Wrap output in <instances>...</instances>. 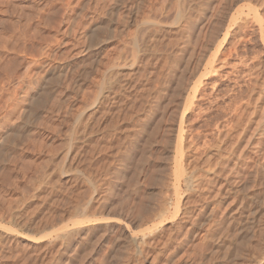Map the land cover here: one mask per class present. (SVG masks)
<instances>
[{"label": "rangeland", "instance_id": "1", "mask_svg": "<svg viewBox=\"0 0 264 264\" xmlns=\"http://www.w3.org/2000/svg\"><path fill=\"white\" fill-rule=\"evenodd\" d=\"M66 1L0 0V45H3L0 47V81L3 84L6 77L11 76L15 78L13 82H16L12 83L15 87L10 85L6 87L7 90L2 91L0 87V264H264V0H93L89 9L85 6L86 0H81L83 2L75 1L71 11L64 9ZM84 6L86 8L83 10ZM72 22L78 24L75 33L72 31ZM84 31L86 39L82 37ZM107 34L108 37L105 36ZM53 38L57 40L53 42ZM28 39L30 42L32 40L30 44ZM15 40L17 43L13 44ZM24 40L26 45L23 44ZM79 41H85L82 43L84 47H80ZM49 42L52 43L51 46L48 45ZM63 42L68 43L66 45ZM74 44L76 46H72ZM37 46L45 47L42 49L45 51L48 48L49 52L60 50L57 57L61 61L57 58L52 65L54 68L51 67L49 72L43 74L45 82L42 80V85L33 83L28 89L26 101H22L20 91L28 81L24 84V80L28 74L32 76L24 69L28 70L30 56L38 54ZM19 47L21 49H17ZM23 48L29 52L26 50V54L20 53ZM78 49L84 50V55L88 50H94L93 55L96 57L93 56L91 61L86 57L84 60L80 59L82 54H78ZM13 50L15 51L12 52ZM69 56H72L71 59ZM100 56L103 60L96 67L93 62ZM21 59L24 60L22 64ZM67 63L71 64V68L69 67L66 83H62V87L58 86L59 90L56 87L59 81L56 67ZM5 71L9 73L6 74ZM23 75L26 76L25 79ZM17 76H23V80L16 79ZM91 96L95 98L94 101ZM46 97L48 102L44 100ZM52 98L55 99L52 101ZM45 107L50 110L46 115ZM17 114L20 119L16 117ZM19 114H23V117ZM38 124L40 126L37 131L30 132ZM29 132L30 135H27ZM165 140L169 141L166 143ZM191 161L197 163L192 162L193 167L189 166ZM191 167L194 180L202 174L199 180L206 185H201L204 188L201 187L203 192L200 195L205 198L209 193L210 196L213 194L209 202L206 201L210 206L202 208L200 204L194 205L199 193L188 182L191 179L186 173H189L188 168L191 170ZM194 171H199L197 176ZM213 172L215 176L216 173L219 175L214 177ZM212 181L216 182L215 185ZM227 186L229 190L226 189ZM167 199L170 200L166 203ZM204 202L205 200L201 203ZM249 202L253 204L250 209H263L256 218L259 225L254 219L251 229L245 228V231L242 228L246 226L243 219L246 209L243 208ZM186 208L188 212L191 211L187 216L190 221L187 219L186 227L180 233L171 232V243L162 249L158 244V237L161 235L163 239L165 232L166 237L169 235L173 228L171 224L183 217L182 213L187 211ZM175 209L179 211H174ZM66 212L71 214V219ZM65 215L70 222H67ZM61 217L62 220L65 218L62 222ZM169 217H174V220L169 221ZM142 218H146V222ZM73 219L78 226L73 225ZM141 221L143 224L138 223ZM66 222L67 225L64 224ZM193 222L196 225H192ZM51 224L54 227L49 226ZM81 226L88 229L83 233L86 237L83 234L74 235L75 233L70 241L69 238L66 241L57 237L63 230H75ZM235 226L239 234L237 231L231 233ZM50 227L53 228L52 231ZM161 227H166L163 234ZM130 239H134L133 242ZM145 242H149L151 246L148 245V248ZM226 242L231 244L229 249ZM156 252L158 256H155Z\"/></svg>", "mask_w": 264, "mask_h": 264}, {"label": "bare ground", "instance_id": "2", "mask_svg": "<svg viewBox=\"0 0 264 264\" xmlns=\"http://www.w3.org/2000/svg\"><path fill=\"white\" fill-rule=\"evenodd\" d=\"M29 1H30V0H29ZM75 1H76V3H78V1H81V0H69V1L67 0V1L65 2L66 4L64 5L65 8H64V6H63V8L66 9L67 11H69V10L71 11L72 6L74 5ZM92 1H93V0H86L85 6H87V9H89L88 6L91 5V2H92ZM94 1H96V0H94ZM108 1L110 2V0H108ZM116 1H117V0H116ZM186 1H187V0H186ZM186 1H185V2H186ZM191 1H192V0H191ZM49 2H50V1H49ZM59 2H60V1H59ZM81 2H83V1H81ZM131 2H132V1H131ZM182 2H183V1H182ZM7 3H8V2H7ZM10 3H12V2H10ZM79 3H80V2H79ZM95 3H96V2H95ZM111 3H112V2H111ZM8 4H9V3H8ZM37 4H38V3H37ZM63 4H64V3H62V5H63ZM108 4H109V3H108ZM185 4H186V3H185ZM185 4L180 3V5H185ZM3 5H4V4H3ZM6 5H7V4H6ZM43 5H44V4H43ZM20 6H21V5H20ZM85 6H84L83 10L86 8ZM94 6H96V5H94ZM109 6H110V5H109ZM118 6H119V5H118ZM186 6H187V5H186ZM188 6H189V5H188ZM6 7H7V6H6ZM16 7H17V6H16ZM18 7H19V6H18ZM21 7H22V6H21ZM23 7H24V6H23ZM23 7H22V8H23ZM28 7H29V6H28ZM48 7H49V5H48ZM61 7H62V6H61ZM77 7H79V6L77 5ZM82 7H83V6H82ZM89 7H90V6H89ZM104 7H105V6H104ZM131 7H132V6H131ZM181 7L184 8L183 6H181ZM63 8H62V9H63ZM74 8H75V7H74ZM80 8H81V7H80ZM111 8H112V7H111ZM182 8H181V10H182ZM185 8H186V7H185ZM10 9L13 10L12 8H10ZM15 9H16V8H14V10H15ZM29 9H30V8H29ZM31 9H32V6H31ZM36 9H37V8H36ZM39 9H41V8H39ZM56 9H57V8H56ZM76 9H77V8H76ZM78 9H79V8H78ZM128 9H129V8H128ZM186 9H187V8H186ZM222 9H223V8H222ZM242 9H243V8H242ZM20 10H21V9H20ZM22 10H23V9H22ZM33 10H34V9H33ZM80 10H81V9H80ZM91 10H92V9H91ZM116 10H117V9H116ZM191 10H192V8H191ZM2 11H4V10H2ZM38 11H39V10H38ZM64 11H65V10H64ZM100 11H101V10H100ZM183 11H184V9H183ZM183 11H181V13H182ZM186 11H187V10H186ZM226 11H227V10H226ZM32 12H33V11H32ZM88 12H90V10H89ZM92 12H93V11H92ZM111 12H112V11H111ZM140 12H141V11H140ZM188 12H189V11H188ZM3 13H5V12H3ZM10 13H11V12H10ZM55 13H56V12H55ZM80 13H82V12H80ZM94 13H95V12H94ZM98 13H99V12H98ZM118 13H119V12H118ZM189 13H190V12H189ZM5 14H6V13H5ZM12 14H13V13H12ZM21 14H22V13H21ZM92 14H93V13H92ZM105 14H106V13H105ZM105 14H102V15L105 16ZM107 14H109V13H107ZM113 14H114V13H113ZM215 14H216V13H215ZM31 15H32V14H31ZM52 15H53V14H52ZM62 15H63V14H62ZM85 15H86V14H85ZM109 15H111V13H110ZM20 16H21V15H20ZM25 16H27V14H26ZM25 16H24V17H25ZM33 16H34V15H33ZM35 16H36V15H35ZM50 16H51V15H50ZM77 16H78V15H77ZM77 16H76V17H77ZM82 16H83V15H82ZM96 16H98V14H97ZM100 16H101V14H100ZM107 16H108V15H107ZM111 16H112V15H111ZM111 16H110V17H111ZM116 16H118V15H116ZM135 16H136V15H135ZM191 16H192V15H191ZM18 17H19V16H18ZM22 17H23V16H22ZM29 17H30V16H29ZM29 17H27V18H28V19H27L28 21H29ZM36 17H38V15H37ZM64 17H65V16H64ZM79 17H80V14H79ZM86 17H88V16H86ZM91 17H92V15H91ZM91 17H90V18H91ZM119 17H120V16H119ZM121 17H122V16H121ZM158 17H159V16H158ZM182 17H183V16H182ZM30 18H31V17H30ZM61 18H62V17H61ZM77 18H78V17H77ZM80 18H81V17H80ZM84 18H85V17H84ZM84 18H83V19H84ZM105 18L108 19V17H105ZM123 18H124V17H123ZM123 18H122V19H123ZM74 19H75V18H74ZM78 19H79V18H78ZM78 19H77V20H78ZM94 19H95V18H94ZM107 19H106V20H107ZM109 19H111V18H109ZM112 19H113V18H112ZM141 19H142V18H141ZM157 19H158V18H157ZM31 20H32V18H31ZM39 20H40V18H39ZM43 20H44V19H43ZM43 20H42V21H43ZM46 20H49V19H46ZM67 20H68V19H67ZM125 20H127V18H126ZM159 20H160V19H159ZM1 21H3V20H1ZM7 21H8V20H7ZM9 21H10V20H9ZM28 21H27V22H28ZM89 21H90V19H89ZM91 21H92V18H91ZM127 21H128V20H127ZM162 21H163V20H162ZM46 22H47V21H46ZM64 22H65V21H64ZM70 22H71V21H70ZM78 22H79V21H78ZM121 22H122V21H121ZM7 23H8V22H7ZM14 23H15V21H14ZM18 23H19V21H18ZM56 23H57V21H56ZM60 23H61V22H60ZM72 23H73V22H72ZM109 23H110V22H109ZM109 23H107V24H109ZM164 23H165V22H164ZM15 24H16V23H15ZM20 24H21V23H20ZM69 24H70V23H69ZM73 24H74V26L71 24V26H73V30H72V31L75 33L76 30H77L78 24L75 23V22H74ZM75 24H76V25H75ZM81 24H82V23H80V25H81ZM87 24H88V23H87ZM98 24H99V23H98ZM185 24H186V23H185ZM8 25H9V24H8ZM13 25H14V24H13ZM35 25H36V24H35ZM58 25H60V24H58ZM58 25H57V26H58ZM89 25H90V24H89ZM120 25H121V24H120ZM127 25H128V24H127ZM214 25H215V24H214ZM244 25H245V24H244ZM3 26H4V25H3ZM29 26H30V25H29ZM29 26H28V28H29ZM43 26H44V23H43ZM81 26H82V25H81ZM81 26H80V27H81ZM85 26H86V25H85ZM123 26H124V25H123ZM16 27H17V26H16ZM39 27H40V26H39ZM107 27H108V26H107ZM126 27H127V26H126ZM10 28H11V26H10ZM13 28H14V26H13ZM13 28H12V29H13ZM41 28H42V27H41ZM45 28H47V27H45ZM48 28H50V27H48ZM69 28H71V27H69ZM82 28H83V27H82ZM87 28H88V26H87ZM185 28H186V27H185ZM14 29H15V28H14ZM55 29H56V28H55ZM71 29H72V28H71ZM74 29H75V31H74ZM80 29H81V28H80ZM100 29H101V26H100ZM100 29H98V30H100ZM112 29H113V28H112ZM119 29H120V28H119ZM122 29H123V28H122ZM135 29H136V28H135ZM147 29H148V28H146V30H147ZM152 29H153V28H152ZM156 29H157V27H156ZM214 29H215V28H214ZM18 30H19V29H18ZM28 30H29V29H28ZM35 30H36V29H35ZM57 30H58V29H57ZM57 30H56V31H57ZM63 30H64V29H63ZM68 30H69V29H68ZM68 30H67V31H68ZM93 30H94V29H93ZM102 30H103V28L101 29V31H102ZM104 30H105V28H104ZM107 30H108V29H107ZM107 30H106V31H107ZM110 30H111V29H110ZM153 30H154V29H153ZM162 30H163V29H162ZM26 31H27V30H26ZM52 31H53V30H52ZM59 31H60V30H59ZM59 31H58V32H59ZM81 31H82V30H81ZM85 31H86V30H85ZM85 31H84V32H85ZM101 31H100V32H101ZM108 31H109V30H108ZM126 31H127V30H126ZM214 31H215V30H214ZM2 32H3V31H1V33H2ZM11 32H12V31H11ZM21 32H22V30H21ZM21 32H20V33H21ZM73 32H72V33H73ZM79 32H80V30H79ZM88 32H89V31H88ZM98 32H99V31H98ZM103 32H104V31H103ZM116 32H117V31H116ZM141 32H142V31H141ZM210 32H211V31H210ZM14 33H15V31H14ZM59 33H60V32H59ZM61 33H63V32H61ZM61 33H60V34H61ZM74 33L72 34L73 36H74ZM82 33H83V32H82ZM82 33H81L80 35H82ZM92 33H93V32H92ZM106 33H107V32H106ZM117 33H118V32H117ZM154 33H155V32H154ZM156 33H157V32H156ZM165 33H166V32H165ZM185 33H187V32H185ZM16 34H17V33H16ZM40 34H41V33H40ZM47 34H48V33H47ZM67 34H68V32L66 33V35H67ZM78 34H79V33H78ZM104 34H105V33H104ZM109 34H111V33H109ZM211 34H212V33H211ZM9 35H10V34H9ZM9 35H8V36H9ZM32 35H33V34H32ZM38 35H39V34H38ZM53 35H55V33H54ZM57 35H58V34H57ZM185 35H186V34H185ZM2 36H4V35H2ZM22 36H23V35H22ZM45 36H46V35H45ZM48 36H51V35H48ZM67 36H68V35H67ZM105 36L108 37V34L105 35ZM119 36H120V35H119ZM16 37H17V36H16ZM25 37H26V36H25ZM30 37H31V36H30ZM30 37H29V38H30ZM68 37H69V36H68ZM77 37H79V36H77ZM82 37L86 39V32L83 33V36H82ZM87 37H89V36H87ZM115 37H116V36H115ZM121 37H122V36H121ZM126 37H127V36H126ZM130 37H131V36H130ZM22 38H23V37H22ZM22 38H21V39H22ZM34 38H35V36H34ZM40 38H41V37H40ZM51 38H52V37H51ZM64 38H65V37H64ZM72 38H73V37H72ZM95 38H97V37H95ZM105 38H106V37H105ZM105 38H102V40L104 39V41H105V40H106ZM112 38H113V37H112ZM24 39H25V38H24ZM31 39H32V38H31ZM36 39H37V38H36ZM36 39H35V40H36ZM53 39H54V40H53ZM53 39H52L53 42H54L55 40H57V39H55V38H53ZM61 39H62V38H61ZM73 39H74V38H73ZM85 39H84V40H85ZM88 39H89V38H88ZM28 40H29V39H28ZM32 40H33V39H32ZM32 40H31V42H32ZM49 40H51V39H49ZM49 40H48V41H49ZM52 40H51V41H52ZM59 40H60V39H59ZM59 40H58V41H59ZM68 40H69V39H68ZM68 40H67V41H68ZM76 40H77V39H76ZM89 40H90V39H89ZM89 40H88V41H89ZM120 40H121V39H120ZM140 40H141V37H140ZM0 41H1V40H0ZM2 41H3V40H2ZM20 41H21V40H20ZM85 41H86V40H85ZM85 41H84V42H85ZM95 41H98V40H95ZM106 41H107V40H106ZM193 41H194V40H193ZM9 42H10V41H9ZM31 42H30V40H29V44H30ZM36 42H37V41H36ZM41 42H42V40H41ZM60 42H61V41H59V43H60ZM74 42H75V41H74ZM76 42H77V41H76ZM79 42L81 43V46H80V47H82V45H83V47H84V44H82V43H84V42H83V41H82V42L79 41ZM79 42H78V43H79ZM100 42H101V41H99V43H100ZM116 42H117V41H116ZM125 42H126V40H125ZM1 43H2V42H0V44H1ZM4 43H6V42L4 41ZM4 43H3V44H4ZM10 43H12V42H10ZM15 43H17L16 40H15V42H14L13 44H15ZM20 43H21V42H20ZM24 43H25V45H26L27 42H25V40H24L23 44H24ZM42 43H43V42H42ZM63 43H64V42H63ZM67 43H68V42H67ZM67 43H64V44L67 45ZM69 43H70V41H69ZM71 43H72V42H71ZM71 43H70V44H71ZM80 43H79V44H80ZM88 43H89V42H88ZM123 43H124V42H123ZM126 43H127V42H126ZM138 43H139V42H138ZM185 43H186V42H185ZM6 44H7V43H6ZM40 44H41V43H40ZM50 44H52V43L49 42L48 45H50ZM53 44H54V43H53ZM55 44H56V43H55ZM57 44H58V43H57ZM72 44H73V43H72ZM4 45H5V44H4ZM17 45H18V44H17ZM35 45H37V44H35ZM87 45H89V44H87ZM94 45H96V44H94ZM152 45H153V44H152ZM1 46L3 47V45H0V47H1ZM15 46H16V45H15ZM22 46H23V45H22ZM31 46H32V45H31ZM46 46H47V43H46ZM50 46H51V45H50ZM60 46H61V45H60ZM64 46H65V45H64ZM68 46H69V45H68ZM72 46H76V44H74V45H72ZM85 46H86V45H85ZM90 46H91V45H90ZM139 46H140V45H139ZM182 46H184V45H182ZM10 47H11V45H10ZM10 47H8V48H10ZM12 47H13V46H12ZM23 47H24V46H23ZM27 47L32 48V47H30V46H27ZM33 47H35V46H33ZM37 47H38V46H37ZM37 47H36V48H37ZM47 47H48V46H47ZM57 47H58V46H57ZM94 47H95V46H94ZM187 47H188V46H187ZM13 48H14V47H13ZM36 48H35V49H36ZM40 48H41V49H40ZM43 48H45V47H43V46H42V47H41V46L38 47V49H37L38 54L36 53L37 55H35V53H34L33 56H32L33 58L30 56L31 59L28 61V70H27L26 67H25L26 69L23 68L25 72H27V71L30 72V74H31L32 76H30L29 74L27 75V77L24 76L25 74L23 75V76H24V79H25V77L27 78V79L24 80L25 82L23 81L24 84L26 83L27 80H28V81H27V84L25 85V87L20 91V92L22 93V94H21V97H20V99L22 98V101H26V98H27L28 95H29V94H28V93H29V92H28V91H29L28 89H29V87H30L33 83H35L36 85H40V83H41L42 80L45 82L44 77H43V74H44L46 71H48V70L50 71L51 67H53L52 65L54 64V62H56L57 58H58V60H59V58H60V57H57V56H59L58 54H59V51H60V50H59V51L55 50V51H50V52H49V51H47V50H49V49H48L49 47L46 48V49H47L46 51H45V49L42 50ZM70 48H72V47H70ZM74 48H75V47H73V49H74ZM77 48H78V47H77ZM184 48H185V47H184ZM17 49H21V48L19 47V48H17ZM17 49H16V50H17ZM51 49H52V48H51ZM51 49H50V50H51ZM56 49H57V48H56ZM58 49H60V48H58ZM101 49H102V48H101ZM110 49H111V48H110ZM144 49H145V48H144ZM182 49H183V48H182ZM5 50H6V48H5ZM8 50H10V49H8ZM11 50H12V49H11ZM26 50H27V49H24V48H23V50L20 51V53L22 52L23 54H24V53L26 54ZM29 50H30V49H29ZM38 50H39V51H38ZM76 50H77V49H76ZM6 51H7V50H6ZM14 51H15V50H13L12 52H14ZM30 51H31V50H30ZM33 51H34V50H33ZM35 51H36V50H35ZM44 51H45V52H44ZM63 51H64V50H63ZM63 51H62V52H63ZM108 51H109V50H108ZM138 51H139V50H138ZM10 52H11V51H10ZM17 52H18V51H17ZM27 52H29V51L27 50ZM60 52H61V51H60ZM74 52H76V51H74ZM83 52H84V50L80 49V51H79V49H78V54H79V55L82 54V57H81L80 59H83V60H84L85 57H86V58H89V60L91 61V59L93 58V56H95V55H93V54H95V53H94V50H88V51L86 52L85 55L83 54ZM97 52H98V51H97ZM143 52H144V51H143ZM178 52H179V51H178ZM4 53H5V52H4ZM15 53H16V52H15ZM30 53H32V52H30ZM64 53H67V52H64ZM68 53H69V52H68ZM76 53H77V52H76ZM106 53H107V52H106ZM138 53H139V52H138ZM60 54H62V53H60ZM73 54H74V53H73ZM73 54H72V56L75 55V54H74V55H73ZM98 54H99V53H98ZM102 54H104V53H102ZM107 54H108V53H107ZM143 54H144V53H143ZM12 55H13V54H12ZM29 55H30V54H29ZM31 55H32V54H31ZM66 55H67V54H66ZM66 55H65V57H66ZM99 55H100V54H99ZM2 56H3V55H2ZM2 56H1V57H2ZM14 56H15V55H14ZM14 56H12V57H14ZM34 56H35V57H34ZM60 56H61V55H60ZM72 56H71V57H72ZM75 56H77V55H75ZM19 57H20V56H19ZM61 57H62V56H61ZM69 57H70V56H69ZM69 57H67V59H68ZM71 57H70L69 59H71ZM95 57H96V56H95ZM103 57H104V56H103ZM191 57H192V56H191ZM16 58H17V57H16ZM99 58H101V56H100ZM99 58H96L97 61H98ZM108 58H110V57L108 56ZM112 58H114V57L112 56ZM0 59H1V58H0ZM8 59H9V58H8ZM63 59H64V58H63ZM63 59H62V60H63ZM73 59H74V58H73ZM198 59H200V58H198ZM1 60H2V59H1ZM10 60H11V58H10ZM13 60H15V59H13ZM21 60H22V59H21ZM78 60H79V59H78ZM93 60H94V59H93ZM102 60H103L102 58H101V60H99L98 62H97L96 60H94L95 62H93V63H95L96 67H98V66H97L98 63H99L100 61H102ZM110 60H111V59H110ZM17 61H18V60H17ZM23 61H24V60H22L20 63L22 64ZM60 61H61V60H59V62H60ZM65 61H66V60H65ZM65 61H64V62H65ZM108 61H109V60H108ZM111 61H112V60H111ZM111 61H110V62H111ZM177 61H178V60H177ZM0 62H1V61H0ZM2 62H4V61H2ZM7 62H8V61H7ZM9 62H10V61H9ZM75 62H76V61H75ZM79 62H80V61H79ZM96 62H97V63H96ZM105 62H106V61H105ZM110 62H108V63H110ZM199 62H200V61H199ZM17 63H18V62H17ZM20 63H19V65H20ZM65 63H66V62H65ZM68 63H69V62H68ZM68 63H67V64L59 65L58 67H56V65H57V64H56L55 67L57 68V70H56L57 73L52 71L53 73H56L57 76H58V77L56 76L57 79L59 80V81H58V84H56L57 82L55 83V80H54L53 78H52L53 80L51 79V80L54 82V84L57 85L56 87H58V86L60 87L62 83H66V80H67L66 76H67L68 71H70L69 69L71 68V67L69 66V65H71V64H68ZM76 63H77V62H76ZM90 63H91V62H90ZM195 63H196V62H195ZM197 63H198V62H197ZM2 64H3V63H2ZM4 64H5V63H4ZM10 64H12V63H10ZM23 64H24V63H23ZM73 64H74V63H73ZM85 64H86V63H85ZM91 64H92V63H91ZM99 64H101V63H99ZM103 64H104V63H103ZM8 65H9V64H8ZM8 65H7V66H8ZM86 65H87V64H86ZM106 65H107V64H106ZM195 65H196V64H195ZM197 65H198V64H197ZM76 66H78V65H76ZM79 66H80V65H79ZM83 66H84V65H83ZM91 66H92V65H91ZM0 67H1V66H0ZM14 67H15V65H14ZM18 67H19V66H18ZM69 67H70V68H69ZM84 67H86V66H84ZM87 67H88V66H87ZM101 67H102V66H101ZM106 67H107V66H106ZM171 67H172V66H171ZM177 67H178V66H177ZM198 67H199V66H198ZM9 68H11V67H9ZM53 68H54V67H53ZM89 68H91V67L89 66ZM93 68H94V70L96 69L95 67H93ZM3 69H4V68H3ZM12 69H13V68H12ZM78 69H79V68H78ZM84 69H85V68H84ZM176 69H177V68H176ZM182 69H183V68H182ZM4 70H7V69H4ZM13 70H14V69H13ZM91 70H92V69H91ZM171 70H172V69H171ZM190 70H191V69H190ZM9 71H11V70H9ZM22 71H23V70H22ZM49 71H48V72H49ZM54 71H55V70H54ZM72 71H73V70H72ZM92 71H93V70H92ZM100 71H101V70H100ZM173 71H174V70H173ZM181 71H182V70H181ZM11 72H12V71H11ZM13 72H14V71H13ZM93 72H94V71H93ZM93 72H92V73H93ZM117 72H118V71H117ZM2 73H3V72H2ZM5 73L7 74V73H9V72H6V71H5ZM5 73H4V74H5ZM21 73H22V72H21ZM50 73H51V72H50ZM72 73H73V72H72ZM92 73H89V74H92ZM108 73H109V75L111 74L110 72H108ZM169 73H170V72H169ZM195 73H196V72H195ZM6 74H5L4 77H6ZM15 74H16V73H15ZM15 74H13V75H15ZM74 74H76V73L74 72ZM85 74H86V72H85ZM87 74H88V73H87ZM103 74H104V73H103ZM18 75H21V74H18ZM177 75H178V74H177ZM182 75H183V74H182ZM182 75H181V76H182ZM9 76H10V75H9ZM23 76H19L20 78L17 76L16 79H22ZM28 76H29V77H28ZM54 76H55V75H54ZM0 77H1V76H0ZM15 77H16V76H15ZM179 77H180V76H179ZM50 78H51V77H50ZM180 78H181V77H180ZM1 79H2V78H1ZM48 79H49V78H48ZM57 79H56V80H57ZM88 79H89V77H88ZM91 79H93V78H91ZM105 79H107V78L105 77ZM110 79H111V76H110ZM3 80H5V79H3ZM14 80H15V78L13 79V77L10 76V77H6V80L4 81L3 84H1L2 82L0 81V84H1L0 87H1L2 91H3V90H7L8 88H6V87H8V86H10V85L12 86V83H16V82H13ZM22 80H23V79H22ZM69 80H70V79H69ZM181 80H182V79H181ZM184 80H185V78H184ZM16 81H17V80H16ZM47 81H48V80H47ZM47 81H46V82H47ZM52 81H50V82H52ZM89 81H90V80H89ZM93 81H94V79H93ZM93 81H91V82H93ZM104 81H106V80H104ZM108 81H109V80H108ZM176 81H177V80H176ZM17 82H18V81H17ZM19 82H20V81H19ZM48 82H49V81H48ZM111 82H112V81H111ZM180 82H182V81H180ZM78 83H79V82H78ZM95 83H96V82H95ZM95 83H94V84H95ZM108 83H110V82H108ZM112 83H113V82H112ZM112 83H111V84H112ZM115 83H116V82H115ZM115 83H114V84H115ZM18 84H19V83H18ZM43 84H44V83H43ZM45 84H46V83H45ZM49 84H51V83H49ZM90 84H91V83H90ZM92 84H93V83H92ZM92 84H91V85H92ZM180 84H181V83H180ZM13 85H14V84H13ZM19 85H20V84H19ZM36 85H35V86H36ZM41 85H42V83H41ZM79 85H80V84H79ZM117 85H118V84H117ZM16 86L18 87V85H16ZM46 86H47V85H46ZM46 86H45V87H46ZM62 86H63V85H62ZM62 86H61V87H62ZM80 86H81V85H80ZM85 86H86V85H85ZM94 86H95V85H94ZM96 86H98V85H96ZM96 86H95V87H96ZM108 86H109V84H108ZM176 86H178V85H176ZM176 86H175V87H176ZM12 87H15V86H12ZM32 87H33V86H32ZM52 87H53V86H52ZM59 87H58V89H59ZM74 87H75V86H74ZM38 88H39V87H38ZM49 88H50V87H49ZM77 88H79V87H77ZM77 88H75V89H77ZM98 88H99V87H98ZM106 88H107V87H106ZM110 88H111V87H110ZM122 88H123V87H122ZM178 88H179V86H178ZM30 89H31V88H30ZM50 89H52V88H50ZM179 89H180V88H179ZM18 90H19V88H18ZM31 90H32V89H31ZM59 90H60V89H59ZM66 90H67V89H66ZM71 90H72V88H71ZM79 90H80V89H79ZM95 90H96V89H95ZM95 90H94V91H95ZM181 90H182V89H181ZM52 91H53V89H52ZM55 91H56V90H55ZM77 91H78V90H77ZM90 91H91V90H89V92H90ZM96 91H97V90H96ZM96 91H95V93H96ZM98 91H99V90H98ZM109 91H110V90H109ZM183 91H184V90H183ZM183 91H182V92H183ZM49 92H50V91H49ZM80 92H81V91H80ZM11 93H12V92H11ZM58 93H59V92H58ZM85 93H86V92H85ZM85 93H84V94H85ZM91 93H92V92H91ZM97 93H99V92H97ZM55 94H56V93H55ZM86 94H87V93H86ZM93 94H94V93H93ZM100 94H101V93H100ZM7 95H8V94H7ZM11 95H12V97H14L13 94H11ZM18 95H19V94H18ZM56 95H57V94H56ZM56 95H55V96H56ZM58 95H59V94H58ZM69 95H70V94H69ZM97 95H98V94H97ZM101 95H102V94H101ZM110 95H111V94H110ZM38 96H39V95H38ZM174 96H175V95H174ZM180 96H181V95H180ZM12 97L10 96V98H12ZM52 97H53V96H52ZM70 97H71V96H70ZM106 97H107V96H106ZM0 98H1V97H0ZM3 98H4V97H3ZM18 98H19V97H18ZM46 98H47V97H46ZM46 98H44V100H45L46 102H48V101H47L48 98H47V99H46ZM88 98H89V97H88ZM88 98H87V99H88ZM91 98H93V101H94L95 98L92 97V96H91ZM169 98H170V97H169ZM6 99H7V98H6ZM37 99H38V98H37ZM39 99H40V97H39ZM54 99H55V98H52V101H53ZM97 99H98V97H97ZM4 100H5V99H4ZM4 100H3V101H4ZM13 100H14V99H13ZM57 100H58V98H57ZM9 101L12 102V100H9ZM9 101H8V102H9ZM86 101H87V100H86ZM93 101L91 100V102H93ZM97 101H98V100H97ZM100 101H101V100H100ZM6 102H7V101H6ZM46 102H45V104H47ZM49 102H50V101H49ZM84 102H85V101H84ZM87 102H88V101H87ZM91 102H90V103H91ZM22 103H23V102H22ZM33 103H34V105L36 104L35 101H34ZM60 103H61V102H60ZM73 103H74V102H73ZM1 104H2V103H1ZM5 104H6V103H5ZM48 104L50 105V103H48ZM51 104H52V103H51ZM63 104H64V103H63ZM104 104H105V103H104ZM11 105H12V104H11ZM14 105H15V104H14ZM14 105H13V106H14ZM19 105H20V104H19ZM19 105H18V106H19ZM22 105H23V104H22ZM41 105H42V104H41ZM43 105H44V104H43ZM56 105H57V103H56ZM102 105H103V104H102ZM102 105H101V106H102ZM157 105H158V104H157ZM0 106H1V105H0ZM3 106H5V105H3ZM15 106H16V105H15ZM45 106H46V105H45ZM60 106H61V105H60ZM1 107H2V106H1ZM34 107H35V106H34ZM96 107H97V106H96ZM14 108H15V107H14ZM18 108H19V107H18ZM37 108H38V107H37ZM42 108H44V107H42ZM42 108H41V109H42ZM48 108H49V107H48ZM50 108H51V106H50ZM54 108H55V107H54ZM1 109H3V108H1ZM9 109H10V108H9ZM45 109H46V110H44V111H45V112H44V115H46L47 112L50 111V110H48L46 107H45ZM70 109H71V108H70ZM95 109H96V108H95ZM42 110H43V109H42ZM186 110H187V109H186ZM186 110H185V112H186ZM14 111H16V110L14 109ZM32 111H33V110H32ZM51 111H52V110H51ZM21 112H22V111H21ZM33 112H35V111H33ZM42 112H43V111H42ZM13 113H14V112H13ZM30 113H31V112H30ZM78 113H79V112H78ZM95 113H96V112H95ZM11 114H12V113H11ZM89 114H90V113H89ZM19 115H21V114H19ZM22 115H23V114H22ZM22 115H21V116H22ZM31 115H33V114H31ZM40 115H42V114H40ZM44 115H42V116H44ZM48 115H49V114H48ZM11 116H12V115H11ZM13 116H14V115H13ZM24 116H25V115H24ZM26 116H27V115H26ZM28 116H29V115H28ZM182 116H183V115H182ZM16 117H18V114H17ZM22 117H23V116H22ZM22 117H21V118H22ZM29 117H31V116H29ZM49 117H50V115H49ZM88 117H89V116H88ZM42 118H43V117H42ZM18 119H20V118L18 117ZM44 119H45V116H44ZM16 120H17V118H16ZM39 120H40V119H39ZM47 120H48V119H47ZM85 120H86V119H85ZM14 121H15V120H14ZM14 121H13V122H14ZM37 121H38V120H37ZM31 122H32V121L30 120V123H31ZM34 122H35V121H34ZM85 122H86V121H85ZM17 123H18V122H17ZM24 123H25V122H24ZM32 123H33V122H32ZM40 123H42V122L40 121ZM88 124H89V123H88ZM28 125H29V124H28ZM34 125H35V124H34ZM144 125H145V124H144ZM30 126H32V125L30 124ZM39 126H40V125L38 124V126L32 127V128L30 129V132H32V133L34 132V133H35V131H37L36 129H37ZM42 128H43V127H42ZM262 128H263V127H262ZM26 129H27V128H26ZM26 129H24V130H26ZM143 130H144V129H143ZM259 130H260V132H261V129H259ZM27 131H28V130H27ZM30 132L27 133V135H28V134L30 135ZM145 132H146V131H145ZM260 132H259V133H260ZM227 133H228V132H227ZM148 134H149V133H148ZM257 134H258V133H257ZM25 135H26V133H25ZM31 135H33V134H31ZM137 135H138V134H137ZM142 135H143V133H142ZM146 135H147V134H146ZM226 135H227V134H226ZM24 137H25V136H24ZM31 137H32V136H31ZM137 137H138V136H137ZM180 137H181V136H180ZM14 138H15V137H14ZM29 138H30V137H29ZM138 138H140V137H138ZM164 138H165V137H164ZM15 139H16V138H15ZM22 139H23V138H22ZM24 139H25V138H24ZM26 139H27V137H26ZM165 139H167V138H165ZM3 140H4V139H3ZM18 140H19V139H18ZM153 140H154V139H153ZM26 141H27V140H26ZM145 141H146V140H145ZM165 141H166V140H165ZM167 141H169V140H167ZM167 141H166V143H167ZM17 142H18V141H17ZM24 142H25V141H24ZM24 142H23V143H24ZM27 142H28V141H27ZM31 142H32V141H31ZM40 142H41V141H40ZM161 142H162V140H161ZM2 143H3V142H2ZM7 143H8V142H7ZM15 143H16V142H15ZM36 143H38V142H36ZM144 143H145V142H144ZM148 143H149V142H148ZM162 143H163V142H162ZM162 143H161V144H162ZM169 143H170V142H169ZM171 143H172V142H171ZM3 144H4V143H3ZM5 144H6V143H5ZM17 144H18V143H17ZM145 144H146V143H145ZM151 144H152V143H151ZM31 145H32V144H31ZM37 145H38V144H37ZM39 145H41V143H40ZM133 145H134V144H133ZM142 145H143V144H142ZM147 145H148V144H147ZM165 145H166V144H165ZM26 146H27V145H26ZM33 146H34V145H33ZM41 146H42V145H41ZM188 146H189V145H188ZM188 146H187V147H188ZM35 147H37V146H35ZM0 148H1V147H0ZM26 148H27V147H26ZM8 149H9V147H8ZM19 149H20V148H19ZM19 149H18V150H19ZM24 149H25V148H24ZM160 149H161V148H160ZM18 150H16V151H18ZM29 150H30V149H29ZM144 150H145V149H144ZM169 150H170V149H169ZM188 150H189V149H188ZM12 151H13V150H12ZM16 151H15V152H16ZM145 151H146V150H145ZM146 152H147V151H146ZM144 153H145V152H144ZM6 154H7V153H6ZM11 154H12V153H11ZM161 154H162V153H161ZM219 155H220V154H219ZM12 156H13V155H12ZM14 156H15V155H14ZM170 156H171V155H170ZM208 156H209V155H208ZM8 157H9V156H8ZM164 157H165V156H164ZM5 158H7V156H6ZM10 158H12V157H10ZM15 158H16V157H15ZM127 158H128V157H127ZM157 158H158V156H157ZM161 158H162V155H161ZM12 159H14V158H12ZM12 159H11V160H12ZM16 159H17V158H16ZM171 159H172V158H171ZM207 159H208V158H207ZM1 160H2V159H1ZM9 160H10V159H9ZM9 160H8V161H9ZM142 160H143V159H142ZM157 160H158V159H157ZM191 160H192V159H191ZM194 160H195V159H194ZM165 161H166V159H165ZM216 161H217V160H216ZM70 162H71V161H70ZM140 162H141V161H140ZM163 162H164V161H163ZM179 162H180V161H179ZM192 162L195 163V161H191V164H189V163H188V164H189V166H192V167H193L194 164L192 165ZM128 163H129V162H128ZM196 163H197V162H196ZM196 163H195V164H196ZM10 164H11V161H10ZM12 164H13V163H12ZM152 164H153V163H152ZM154 164H155V163H154ZM165 164H166V163H165ZM209 164H210V163H209ZM184 165H185V164H184ZM201 165H202V164H201ZM201 165H200V166H201ZM212 165H213V164H212ZM4 166H6V165H4ZM225 166H226V165H225ZM232 166H233V165H232ZM1 167H2V166H1ZM6 167H7V166H6ZM16 167H17V165H16ZM151 167H152V166H151ZM167 167H168V165H167ZM167 167H166V168H167ZM169 167H170V166H169ZM184 167H185V166H184ZM192 167H191V170H190V168H188L189 173H186V174H187V175H188V174L190 175V179H191V180L188 181V182L190 183V187H192V189H193L195 192H198V193H199L198 199H197L196 203H194V205H196V204H200V207H202V208L205 207V206L207 207V205L209 204V203H208V202H209L208 200H209V198H211V196H212L213 194L210 196V193H209V195H208V194H207L208 192H207V190H206V192H207L206 195H208V197H205V198H204L203 195H200V194H202V192H203V191H202L203 188H204L203 186H206V185H203V184H204V181L201 182V180H199V179H201V178H199V177H200L202 174L198 175L199 177H197L198 179L196 178L197 180H196V179L194 180L195 177L192 176V175H193V174H192ZM194 167H197V165L194 166ZM207 167H208V166H207ZM59 168H60V167H59ZM132 168H133V167H132ZM136 168H137V166H136ZM154 168H155V167H154ZM171 168H172V167H171ZM180 168H181V167H180ZM186 168H187V167H186ZM186 168H185V169H186ZM212 168H213V167H212ZM2 169H3V168H2ZM13 169H14V168H13ZM13 169H11V170H13ZM203 169H204V168H203ZM123 170H124V169H123ZM127 170H128V169H127ZM140 170H141V169H140ZM157 170H158V168H157ZM188 170H187V171H188ZM206 170H207V169H206ZM134 171H135V170H134ZM185 171H186V170H185ZM210 171H211V170H210ZM12 172H13V171H12ZM130 172H131V171H130ZM152 172H154V170H153ZM168 172H169V171H168ZM220 172H221V171H220ZM133 173H134V172H133ZM160 173H161V172H160ZM194 173H196V174H194V175L197 176V173H199V171H197V172L194 171ZM227 173H229V171H228ZM250 173H251V172H250ZM253 173H254V172H253ZM136 174H137V173H136ZM156 174H157V173H156ZM177 174H178V173H177ZM179 174H180V173H179ZM132 175H133V174H132ZM132 175H130V176H132ZM189 175H188V176H189ZM213 175H214V177H217L219 174L216 173L217 176H215V172H213ZM213 175H212V176H213ZM220 175H221V174H220ZM230 175H231V174H230ZM122 176H123V175H122ZM137 176H138V174H137ZM172 176H174V175H172ZM224 176H226V175H224ZM124 177H125V176H124ZM145 177H146V176H145ZM152 177H153V176H152ZM192 177H193V179H192ZM201 177H202V176H201ZM209 177H211V176H209ZM214 177H212V178H214ZM227 177H228V175H227ZM132 178H133V177H132ZM173 178H174V177H173ZM176 178H177V177H176ZM186 178H187V177H186ZM186 178H185V179H186ZM212 178H211V179H212ZM125 179H126V178H125ZM153 179H155V178L153 177ZM156 179H157V178H156ZM188 179H189V178H188ZM217 179H218V178H217ZM229 179H230V178H229ZM260 179H261V178H260ZM130 180H131V179H130ZM192 180H194V181H192ZM165 181H166V180H165ZM167 181H168V180H167ZM169 181H170V180H169ZM190 181H191V182H190ZM215 181H216V180H215ZM215 181H212V184L215 185V183H216ZM252 181H254V180L252 179ZM261 181H262V180H261ZM134 182H135V180H134ZM223 182H224V181H223ZM229 183H231V182H229ZM235 183H236V182H235ZM238 183H239V182H238ZM250 183H251V181H250ZM135 184H137V183H135ZM160 184H161V183H160ZM166 184H167V183H166ZM124 185L126 186V185H128V184H124ZM137 185H138V184H137ZM164 185H165V184H164ZM164 185H161V186H164ZM201 185H203V186H201ZM227 185H228V184H227ZM229 185H230V184H229ZM236 185H237V184H236ZM236 185H235V186H236ZM248 185H250V184H248ZM256 185H258V184H256ZM256 185H254V186H256ZM131 186H132V185H131ZM133 186H134V185H133ZM133 186H132V187H133ZM219 186H221V185H219ZM224 186H225V185H224ZM127 187H128V186H127ZM165 187H166V186H165ZM201 187H203V188H201ZM214 187H215V186H214ZM231 187H232V186H231ZM231 187H230V189H231ZM233 187H234V186H233ZM257 187H258V186H257ZM215 188H216V187H215ZM220 188H221V187H220ZM225 188H226V187H225ZM161 189H162V187H161ZM201 189H202V190H201ZM206 189H207V188H206ZM226 189H228V186H227ZM226 189H224V190H226ZM238 189H239V188H238ZM244 189H245V187H244ZM249 189H250V186H249ZM251 189H252V188H251ZM90 190H91V189H90ZM135 190H136V189H135ZM216 190H219V189L216 188ZM220 190H221V189H220ZM228 190H229V189H228ZM228 190H226V191L228 192ZM235 190H236V189H235ZM246 190H247V188H246ZM261 190H262V189H261ZM106 191H107V190H106ZM172 191H173V190H172ZM176 191H177V190H176ZM208 191H209V190H208ZM222 191H223V190H222ZM238 191H239V190H238ZM243 191H244V190H243ZM258 191H259V189H258ZM136 192H137V191H136ZM161 192H162V191H161ZM174 192H175V191H174ZM174 192H172V193H174ZM215 192H216V191H215ZM218 192L220 193V191H218ZM227 192H226V193H227ZM87 193H89V192L87 191ZM90 193H91V192H90ZM90 193H89V194H90ZM132 193H133V192H132ZM156 193H157V192H156ZM211 193H212V192H211ZM223 193H224V192H223ZM243 193H244V192H243ZM263 193H264V192H263ZM235 194H236V192H235ZM257 194H259V193H257ZM216 195H218L217 192H216ZM216 195H214V196H216ZM221 195H222V194H221ZM229 195H230V194H229ZM248 195H249V194H248ZM108 196H109V195H108ZM145 196H146V195H145ZM193 196H194V195H193ZM224 196H225V195H224ZM245 196H246V195H245ZM89 197H90V196H89ZM113 197H114V196H113ZM142 197H143V196H142ZM162 197H163V196H162ZM217 197H218V196H217ZM228 197H229V196H228ZM247 197H248V196H247ZM251 197H252V196H250V198H251ZM258 197H259V196H258ZM172 198H173V197H172ZM203 198H204V199H203ZM213 198L215 199V197H213ZM213 198H212V199H213ZM233 198H234V197H233ZM252 198H253V197H252ZM87 199H88V198H87ZM188 199H189V196H188ZM212 199H211V200H212ZM235 199H236V198H235ZM244 199H245V198H244ZM253 199H254V198H253ZM100 200H101V199H100ZM122 200H123V199H122ZM169 200H170V199H169ZM169 200L167 199V200H166V203H167V201H169ZM175 200H176V199H175ZM203 200H205V202H204V203H201V202H203ZM215 200H216V199H215ZM231 200H233V199H231ZM263 200H264V199H263ZM162 201H163V200H162ZM187 201H188V200H187ZM189 201H190V200H189ZM206 201H208V202H206ZM217 201H218V199H217ZM217 201H216V202H217ZM85 202H86V201H85ZM236 202H237V201H236ZM244 202H245V201H244ZM90 203H91V202H90ZM143 203H144V202H143ZM188 203H189V202H188ZM190 203H191V202H190ZM239 203H240V202H239ZM85 204H86V203H85ZM202 204H203V205H202ZM212 204H213V203H212ZM142 205H143V204H142ZM145 205H147V204H145ZM189 205H190V204H189ZM240 205H241V204H240ZM252 205H253V204H252L251 202H249V203L246 204V208H243V209H246V212L244 211V212H245V216H244V214L241 213V215L244 216L243 219H245L244 221H245V224H246V226L244 225L245 227L242 228L243 230H245V228H246V230H247V228L251 229V228H250V227H251V224L255 223V222H254V219H256V218L260 215V213L262 212V209L264 208V207H263V208L261 207V208H262L261 211H259L256 207H255V209H250V208L252 207ZM261 205H262V204H261ZM88 206H89V205H88ZM91 206H92V205H91ZM93 206H94V205H93ZM147 206H148V205H147ZM186 206H187V205H186ZM190 206H191V205H190ZM192 206H193V205H192ZM197 206H198V205H197ZM208 206H210V205H208ZM241 206H242V205H241ZM89 207H90V206H89ZM171 207H172V206H171ZM184 207H185V206H184ZM216 207H217V206H216ZM77 208H79V207H77ZM77 208H76V209H77ZM81 208H82V207H81ZM84 208H85V207H84ZM87 208H88V207H87ZM127 208H129V207H127ZM143 208H144V207H142V209H143ZM145 208L147 209V208H149V207H145ZM177 208H179V207H176V209H177ZM191 208H192V207H191ZM209 208H210V207H209ZM76 209H75V210H76ZM89 209H90V208H89ZM91 209H92V208H91ZM139 209H140V208H139ZM150 209H151V208H150ZM176 209H175L174 211H179V210H176ZM186 209H187V208H186ZM192 209L195 210V208H192ZM210 209H212V208H210ZM77 210H78V209H77ZM79 210H80V209H79ZM79 210H78V211H79ZM132 210H133V208H132ZM193 210H192V211H193ZM198 210L200 211L201 209H198ZM203 210H204V209H203ZM78 211H76V213H77ZM89 211H90V210H89ZM134 211H135V210H134ZM142 211H143V210H142ZM142 211H140V213H142ZM145 211H146V210H145ZM156 211H157V210H156ZM189 211H190V210H189ZM223 211H224V210H223ZM230 211H231V210H230ZM235 211H236V210H235ZM74 212H75V211H74ZM79 212H80V211H79ZM79 212H78L77 214H79ZM86 212H88V211H86ZM135 212H136V211H135ZM147 212H148V210H147ZM147 212H144V213H147ZM153 212H154V211H153ZM157 212H158V211H157ZM181 212H182V211H181ZM190 212H191V211H190ZM190 212H188V209H187V211H184V212L182 213L183 217L180 218L178 221H176V223H174V224L172 223V222H175V221H172V222H171L172 224L169 223V224H171V225L173 226V228H172V230H171V228H168V230L170 229L171 231L169 230L170 232H169V235L167 234V235H168L167 237L165 236V233H166V232H165V231H166L165 228H166V227H163V228L161 227V228H162V234L165 232L164 235H163V236H164L163 239H162L161 235H160V237H158V244H159V246L161 245L160 247H161L162 249L165 248L167 245H169V244L171 243V242H170V241H172V236H170V233H171V232L174 231V232H176V233H177V232L180 233V230L183 229L184 226L186 227V223H187V221L189 220L187 216L190 215ZM195 212H196V211H195ZM76 213H75V214H76ZM84 213H85V212H84ZM136 213H138V212H136ZM149 213H150V212H149ZM172 213H175V212H172ZM176 213L178 214L179 212H176ZM220 213H222V212H220ZM232 213H233V212H232ZM65 214L68 215L67 212H66ZM75 214H74V216H75ZM77 214H76V216H77ZM81 214H82V213H81ZM81 214H80V215H81ZM91 214H92V213H91ZM99 214H100V213H99ZM150 214H151V213H150ZM156 214L158 215V213H156ZM177 214H176V215H177ZM188 214H189V215H188ZM191 214H193V213H191ZM196 214H197V213H196ZM196 214H195V215H196ZM66 215H65V216H66ZM69 215L71 216V214H69ZM69 215H68V217H69ZM80 215H78V216H80ZM84 215H85V214H84ZM134 215H135V214H134ZM159 215H161V214H159ZM182 215H181V216H182ZM230 215H231V214H230ZM241 215H240V217L242 218ZM51 216H52V215H51ZM51 216H50V218H51ZM62 216H63V215H62ZM88 216H89V215H88ZM88 216H87V217H88ZM121 216H122V215H121ZM151 216L153 217V215H151ZM151 216H150V217H151ZM162 216H163V215H162ZM197 216H198V215H197ZM224 216H225V215H224ZM254 216H255V217H254ZM261 216H262V214H261ZM68 217L66 216L65 218H66L67 222H70V221H68V219H69L70 217H69V218H68ZM72 217H73V215H72ZM85 217H86V216H85ZM128 217H129V216H128ZM150 217H148V218H150ZM157 217H158V216H157ZM190 217H191V216H190ZM190 217H189V218H190ZM262 217H263V216H262ZM262 217H261V218H262ZM12 218H13V217H12ZM14 218H15V217H14ZM14 218H13V219H14ZM65 218H63V220H65ZM136 218H137V217H136ZM153 218H156L155 215H154ZM158 218H159V217H158ZM170 218H171V217H169V221H170V220H174V217H172L171 219H170ZM194 218H195V216H194ZM228 218H229V217H228ZM241 218H240V219H241ZM10 219H11V218H10ZM70 219H71V218H70ZM70 219H69V220H70ZM139 219H140V218H139ZM139 219H138V220H139ZM142 219H143V218H142ZM187 219H188V220H187ZM191 219H192V218H191ZM198 219H199V218H198ZM218 219H219V218H218ZM230 219H233V218H230ZM234 219H235V218H234ZM237 219H238V218H237ZM63 220H62V217H61L60 221L62 222ZM73 220H74V219H73ZM112 220H113V219H112ZM143 220L145 221L146 218L143 219ZM143 220H142V221H143ZM157 220H158V219H157ZM214 220H215V219H214ZM241 220H242V219H241ZM60 221H59V222H60ZM71 221H72V220H71ZM142 221H141V222H138V223H142ZM147 221H148V219H147ZM149 221H150V220H149ZM189 221H190V220H189ZM196 221H197V220H196ZM196 221H195V222H196ZM223 221H224V220H223ZM234 221H235V220H234ZM255 221L257 222V219H256ZM14 222H15V221H14ZM47 222H49V221H47ZM67 222L64 223V224L67 225ZM74 222H75V220H74ZM79 222H80V221H79ZM79 222H78V223H79ZM145 222H146V221H145ZM195 222H193V223H191V224H192V225H193V224L196 225ZM237 222L239 223V221H237ZM242 222H243V221H242ZM262 222H263V219H262ZM262 222H261L260 224H262ZM49 223H50V222H49ZM71 223H73V221H72ZM99 223H100V222H99ZM149 223H150V222H149ZM222 223H223V222H222ZM225 223H226V222H225ZM227 223H228V222H227ZM227 223H226V224H227ZM234 223H235V222H234ZM258 223H259V222H257V225H259ZM79 224H80V223H79ZM142 224H143V223H142ZM160 224H161V223H160ZM189 224H190V223H189ZM197 224H198V223H197ZM240 224H241V222H240ZM243 224H244V223H243ZM66 225H65V226H66ZM71 225H72V224H70V226H71ZM73 225L75 226V225H76V222H75V224H73ZM73 225H72V227H73ZM136 225H137V224H136ZM151 225H152V224H151ZM187 225H188V224H187ZM210 225H211V224H210ZM216 225H217V224H216ZM223 225H224V224H223ZM241 225H242V224H241ZM247 225H248V227H247ZM249 225H250V226H249ZM263 225H264V224H263ZM49 226L54 227L52 224L49 225ZM65 226H64V227H65ZM76 226H78V225H76ZM76 226H75V227H76ZM137 226H138V225H137ZM140 226H141V225H140ZM167 226H168V224H167ZM197 226H198V225H197ZM207 226H208V225H207ZM226 226H227V225H226ZM231 226H232V225H231ZM37 227H38V226H37ZM75 227H74V228H75ZM88 227H89V226H88ZM169 227H170V226H169ZM187 227H188V226H187ZM260 227H261V226H260ZM60 228H63V226H62V227L60 226ZM66 228H68V226H66ZM70 228H71V227H70ZM103 228H104V227H103ZM137 228H138V227H137ZM146 228H147V227H146ZM161 228H160V229H161ZM189 228H190V227H189ZM189 228H187V229L189 230ZM209 228H210V227H209ZM221 228H222V227H221ZM221 228H220V229H221ZM226 228H227V227H226ZM226 228H224V229H226ZM239 228H240V227H239ZM31 229H32V228H31ZM37 229H38V228H37ZM63 229H64V228H63ZM63 229H62V230H63ZM86 229H87V228H86ZM86 229H85V227L81 226V227H79V228L77 227V229H75V230H73V229H70V230H63L62 234H61V233H58V234H61V235H59V236L57 235V237H61L62 240H66V239L69 238L68 241H70L72 236H73L72 238H74V235H77V234L82 235L83 233L85 234V232L88 231V229H87V230H86ZM91 229H93V228H91ZM187 229H185V230H187ZM210 229H211V228H210ZM222 229H223V228H222ZM254 229H256V228H254ZM254 229H253V230H254ZM260 229H261V228H260ZM45 230H46V229H45ZM50 230L52 231L53 228L51 229V227H50ZM62 230L60 229V231H62ZM150 230H151V229H150ZM168 230H167V231H168ZM183 230H184V229H183ZM226 230H227V229H226ZM226 230H225V231H226ZM246 230H245V231H246ZM60 231H59V232H60ZM154 231H155V230H154ZM217 231H218V230H217ZM236 231L238 232V230L236 229V226H235V227L232 229V232H231V233H234V232H236ZM241 231H242V230H241ZM251 231H252V230H251ZM49 232H50V231H49ZM183 232H184V231H183ZM195 232H196V231H195ZM212 232H214V231H212ZM221 232H223V231H221ZM256 232H258V231H256ZM262 232H264V231H262ZM262 232H261V234H262ZM74 233H75V234H74ZM90 233H91V232H90ZM151 233H152V232H151ZM176 233H175V234H176ZM218 233H220V231H219ZM224 233H225V232H224ZM228 233H229V232H228ZM73 234H74V235H73ZM84 234H83V235H84ZM149 234H150V233H149ZM210 234H211V233H210ZM235 234H236V233H235ZM238 234H239V232H238ZM83 235H82V236H83ZM88 235H89V234H88ZM101 235H102V234H101ZM142 235H144V234H142ZM154 235H156V234H154ZM173 235H174V234H173ZM185 235H186V234H185ZM185 235H184V236H185ZM188 235H189V233H188ZM221 235H222V233H221ZM229 235H230V234H229ZM236 235H237V234H236ZM258 235H259V234H257V236H258ZM216 236H218V234H217ZM222 236H223V235H222ZM224 236H225V235H224ZM226 236H227V235H226ZM231 236H233V235H231ZM231 236H230V237H231ZM255 236H256V235H255ZM259 236H260V235H259ZM41 237H42V236H41ZM75 237H76V236H75ZM78 237H79V236H78ZM80 237H81V236H80ZM84 237H86V236L84 235ZM84 237H82L81 239H84ZM136 237H137V236H136ZM185 237H186V236H185ZM206 237H208V236H206ZM214 237H215V236H214ZM234 237H235V236H234ZM243 237H244V236H243ZM245 237H246V236H245ZM251 237L253 238V236H251ZM260 237H261V236H260ZM45 238H46V237H45ZM117 238H118V237H117ZM117 238H116V239H117ZM147 238H148V236H147ZM149 238H150V237H149ZM173 238H174V237H173ZM176 238H177V237H176ZM176 238H175V239H176ZM186 238H187V237H186ZM209 238H210V237H209ZM209 238H208V239H209ZM212 238H213V237H212ZM218 238H219V236H218ZM220 238H221V237H220ZM241 238H242V237H241ZM52 239H53V238H52ZM144 239H145V238H144ZM144 239H143V240H144ZM179 239H180V238H179ZM215 239H216V237H215ZM215 239H214V241H215ZM223 239H224V238H223ZM234 239H235V238H234ZM242 239H243V238H242ZM253 239H254V238H253ZM253 239H252V240H253ZM255 239H256V238H255ZM259 239H261V238H259ZM57 240H58V239H57ZM59 240H60V238H59ZM62 240H61V241H62ZM73 240H74V239H73ZM76 240H77V239H76ZM118 240H119V239H118ZM127 240H129V239H127ZM130 240H131V239H130ZM133 240H134V239H132L131 241L133 242ZM150 240H151V239H150ZM180 240H181V239H180ZM211 240L213 241V239H211ZM229 240H230V238H229ZM231 240H232V239H231ZM236 240H237V239H236ZM243 240H244V239H243ZM245 240H246V239H245ZM245 240H244V241H245ZM249 240H250V239H249ZM256 240H257V239H256ZM261 240H262V239H261ZM66 241H67V240H66ZM78 241H79V240H78ZM80 241H81V240H80ZM80 241H79V242H80ZM152 241H153V240H152ZM152 241H151V242H152ZM176 241H177V240H176ZM176 241H175V242H176ZM178 241H179V240H178ZM182 241H183V240H182ZM203 241H204V240H203ZM240 241H242V240H240ZM262 241H264V240H262ZM62 242H64V241H62ZM76 242H77V241H76ZM97 242H98V241H97ZM129 242H130V241H129ZM132 242H131V244H133ZM136 242H137V241H136ZM143 242H144V241H143ZM220 242H221V241H220ZM237 242H238V241H237ZM257 242H258V241H257ZM257 242H253V243L256 244ZM66 243H67V242H66ZM77 243H78V242H77ZM85 243H86V242H85ZM121 243H122V242H121ZM154 243H155V242H154ZM154 243H153V244H154ZM168 243H169V244H168ZM242 243H243V245H244V242H242ZM242 243H241V245H242ZM246 243H248V242L246 241ZM261 243H262V242H261ZM54 244H55V243H54ZM126 244H127V243H126ZM129 244H130V243H129ZM134 244H135V243H134ZM138 244H139V243H138ZM142 244H143V243H142ZM145 244H146L147 247H148V245H149V247L151 246L149 242H147V243L145 242ZM207 244H208V243H207ZM215 244H216V243H215ZM219 244H221V243H219ZM236 244H237V243H236ZM257 244H258V243H257ZM263 244H264V242H263ZM122 245H123V244H122ZM139 245L141 246V243H140ZM175 245H176V244H175ZM175 245H174V246H175ZM178 245H179V244H178ZM225 245H226V247H228V249H229V247H231V246H230V245H231L230 242H226ZM234 245H235V244H234ZM247 245H249V243H248ZM258 245H259V244H258ZM43 246H44V245H43ZM65 246H66V245H65ZM127 246H128V244H127ZM176 246H177V245H176ZM211 246H212V245H211ZM260 246H261V245H260ZM23 247H24V246H23ZM129 247H132V246L130 245ZM149 247H148V248H149ZM153 247H154V246H153ZM223 247H224V246H223ZM223 247H222V248H223ZM148 248H146V249H148ZM154 248H155V247H154ZM172 248H173V247H172ZM217 248H218V247H217ZM248 248H249V247H248ZM262 248H263V247H262ZM24 249H25V248H24ZM167 249H168V248H167ZM178 249H179V248H178ZM206 249H207V248H206ZM223 249H224V248H223ZM228 249H226V250H228ZM233 249H234V248H233ZM241 249H243V248H241ZM246 249H247V248H246ZM72 250H73V249H72ZM121 250H122V249H121ZM143 250H144V248H143ZM154 250H155V249H154ZM173 250H174V249H173ZM173 250H169V251H173ZM213 250H214V249H213ZM215 250H216V248H215ZM219 250H220V249H219ZM253 250H254V249H253ZM255 250H256V249H255ZM129 251H130V250H129ZM155 251H156V250H155ZM162 251H163V250H162ZM228 251H229V250H228ZM231 251H232V249H231ZM236 251H237V249L235 248V252H236ZM243 251H244V250H243ZM245 251H246V250H245ZM262 251H263V250H262ZM116 252H117V251H116ZM132 252H135V250H134V251L132 250ZM140 252H141V251H140ZM159 252H160V251H159ZM213 252H214V251H213ZM223 252H224V251H223ZM233 252H234V251H233ZM241 252H242V251H241ZM253 252H254V251H253ZM127 253H128V252H127ZM130 253H131V252H130ZM136 253H137V252H136ZM145 253H146V252H145ZM164 253H165V252H164ZM166 253H167V252H166ZM168 253H169V252H168ZM171 253H172V252H171ZM173 253H174V251H173ZM203 253H204V252H203ZM205 253H206V252H205ZM219 253H220V252H219ZM116 254H117V253H116ZM124 254H125V252H124ZM155 254H156L155 256H158V255H157V252H156ZM197 254H198V253H197ZM212 254H213V253H212ZM221 254H223V253H221ZM224 254H225V252H224ZM230 254H231V253H230ZM252 254H253V253H252ZM119 255H120V254H119ZM121 255H122V254H121ZM131 255H132V254H131ZM145 255H147V254H145ZM165 255H166V254H165ZM165 255H164V256H165ZM199 255H200V253H199ZM204 255H205V254H204ZM213 255H214V254H213ZM225 255H226V254H225ZM234 255H235V254H234ZM234 255H231V256H234ZM68 256H69V255H68ZM117 256H118V255H117ZM117 256H115V258H117ZM125 256H126V254H125ZM167 256H168V254H167ZM223 256H224V255H223ZM231 256H230V257H231ZM254 256H255V255H254ZM70 257H71V256H70ZM119 257H120V256H119ZM126 257H127V256H126ZM128 257H129V256H128ZM128 257H127V258H128ZM131 257H132V256H130V258H131ZM137 257H138V256H137ZM137 257H135V258H137ZM143 257H144V256H143ZM205 257H206V256H205ZM209 257H210V256H209ZM209 257H208V259H210ZM252 257H253V256H252ZM124 258H125V257H124ZM127 258H126V260H127ZM155 258H156V257H155ZM157 258H158V257H157ZM233 258H234V257H233ZM247 258H248V257H247ZM255 258H256V257H255ZM118 259H119V258H118ZM144 259H145V258H144ZM165 259H166V257H165ZM167 259H168V258H167ZM167 259H166V260H167ZM245 259H246V258H245ZM250 259H251V258H250ZM250 259H248V260H250ZM69 260H70V259H69ZM135 260H136V259H135ZM137 260H139V259H137ZM152 260H153V262H154V259H152ZM198 260H199V259H198ZM201 260H202V259H201ZM248 260H247V261H248ZM256 260H257V258H256ZM112 261H113V260H112ZM129 261H130V260H129ZM129 261H128V262H129ZM132 261H133V260H132ZM212 261H213V258H212ZM212 261H211V262H212ZM214 261H215V260H214ZM217 261H218V260H217ZM119 262H120V261H119ZM141 262H142V261H141ZM160 262H161V261H160ZM162 262H163V261H162ZM166 262H167V261H166ZM190 262H191V261H190ZM199 262H200V260H199ZM202 262H203V261H202ZM208 262H209V260H208ZM222 262H223V261H222ZM250 262H252V261H250ZM250 262H249V263H250ZM258 262H259V259H258ZM126 263H127V262H126ZM151 263H152V261H151ZM209 263H210V262H209ZM209 263H208V264H209ZM219 263H220V262H219ZM245 263H246V261H245ZM253 263H254V260H253ZM255 263H256V262H255ZM255 263H254V264H255ZM87 264H88V263H87ZM120 264H121V262H120ZM127 264H128V263H127ZM133 264H134V263H133ZM154 264H155V263H154ZM163 264H164V263H163ZM170 264H171V263H170ZM183 264H184V263H183ZM205 264H206V263H205ZM222 264H223V263H222ZM234 264H235V263H234ZM247 264H248V263H247Z\"/></svg>", "mask_w": 264, "mask_h": 264}]
</instances>
